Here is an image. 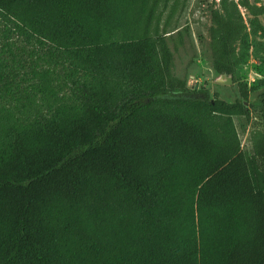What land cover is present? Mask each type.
<instances>
[{
	"label": "trees",
	"instance_id": "trees-1",
	"mask_svg": "<svg viewBox=\"0 0 264 264\" xmlns=\"http://www.w3.org/2000/svg\"><path fill=\"white\" fill-rule=\"evenodd\" d=\"M186 2L0 0V264H264V122L234 121L264 118V61L237 81L264 1L209 11L234 102L172 74Z\"/></svg>",
	"mask_w": 264,
	"mask_h": 264
},
{
	"label": "rangeland",
	"instance_id": "rangeland-1",
	"mask_svg": "<svg viewBox=\"0 0 264 264\" xmlns=\"http://www.w3.org/2000/svg\"><path fill=\"white\" fill-rule=\"evenodd\" d=\"M219 0H187L185 7L176 12L171 19L169 29L176 30L187 27V32L183 38V43L174 52L172 62V74L175 77L185 80L186 85L191 89H205L209 98H218L234 102L240 99V94L237 86V81H244L249 87L258 84V80L262 78L261 65L264 61V53L259 49L258 44H264V38L258 32H254L251 27V20L253 16L250 12L240 6V12L243 21L246 24V40L248 44L247 59L244 64L238 67V79L233 81L230 85L220 84L215 82L217 77L216 71L213 69L210 58V50L208 48V27L211 25L210 9L217 7ZM250 3H261L264 0H249ZM166 12L163 13L162 18L165 17ZM260 23L264 26V14L258 17ZM20 44V40H19ZM244 42L237 43L236 51L240 53L243 50ZM27 60V65L35 64L33 58L24 55ZM261 91L257 88L255 91H250L248 100L245 101L246 106L251 102ZM65 93H69V88L65 89ZM237 132L244 147L249 145V135L251 130L256 127H261L264 122L262 113H252L251 117L245 119L244 117L234 116Z\"/></svg>",
	"mask_w": 264,
	"mask_h": 264
},
{
	"label": "water",
	"instance_id": "water-1",
	"mask_svg": "<svg viewBox=\"0 0 264 264\" xmlns=\"http://www.w3.org/2000/svg\"><path fill=\"white\" fill-rule=\"evenodd\" d=\"M215 82L220 84L230 85L233 83V78L232 75L218 74L217 77L215 78Z\"/></svg>",
	"mask_w": 264,
	"mask_h": 264
},
{
	"label": "built area",
	"instance_id": "built-area-1",
	"mask_svg": "<svg viewBox=\"0 0 264 264\" xmlns=\"http://www.w3.org/2000/svg\"><path fill=\"white\" fill-rule=\"evenodd\" d=\"M234 1H238V0H234Z\"/></svg>",
	"mask_w": 264,
	"mask_h": 264
}]
</instances>
